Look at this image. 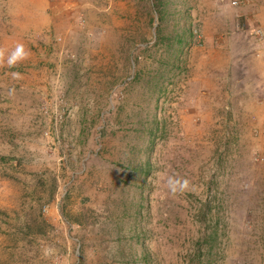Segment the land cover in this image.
<instances>
[{"label": "rangeland", "instance_id": "rangeland-1", "mask_svg": "<svg viewBox=\"0 0 264 264\" xmlns=\"http://www.w3.org/2000/svg\"><path fill=\"white\" fill-rule=\"evenodd\" d=\"M231 1L0 0V264H264L262 31Z\"/></svg>", "mask_w": 264, "mask_h": 264}, {"label": "clouds", "instance_id": "clouds-1", "mask_svg": "<svg viewBox=\"0 0 264 264\" xmlns=\"http://www.w3.org/2000/svg\"><path fill=\"white\" fill-rule=\"evenodd\" d=\"M27 53L25 52L24 46L18 44L15 51L11 53V55L7 59L8 65L11 67L15 65L18 61L26 58ZM4 59V52L3 50H0V62H2ZM13 75H18L14 73ZM188 186V181L187 180H179V179H172L169 178L168 180V187L172 193H176L177 190L179 189L180 191H183L186 189Z\"/></svg>", "mask_w": 264, "mask_h": 264}, {"label": "crops", "instance_id": "crops-1", "mask_svg": "<svg viewBox=\"0 0 264 264\" xmlns=\"http://www.w3.org/2000/svg\"><path fill=\"white\" fill-rule=\"evenodd\" d=\"M253 6L256 9V24L258 29L262 31V39L259 40V43H253L255 46H262V50L254 51L253 61L260 64L262 76L264 78V0H251Z\"/></svg>", "mask_w": 264, "mask_h": 264}, {"label": "built area", "instance_id": "built-area-1", "mask_svg": "<svg viewBox=\"0 0 264 264\" xmlns=\"http://www.w3.org/2000/svg\"><path fill=\"white\" fill-rule=\"evenodd\" d=\"M245 0H232V5L237 7L239 6L240 4H242Z\"/></svg>", "mask_w": 264, "mask_h": 264}]
</instances>
